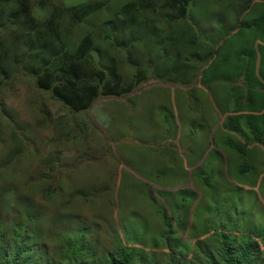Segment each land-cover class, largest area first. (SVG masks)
<instances>
[{
    "label": "trees",
    "instance_id": "obj_1",
    "mask_svg": "<svg viewBox=\"0 0 264 264\" xmlns=\"http://www.w3.org/2000/svg\"><path fill=\"white\" fill-rule=\"evenodd\" d=\"M114 1L120 4L118 10L102 21L99 0H0V91L19 76L29 77L28 81L46 92L50 100L66 108L71 118L89 110L102 97L131 95L149 80L170 81L171 77L158 73L157 66L164 68L174 52L182 59L185 52L178 47L185 42L180 38L189 39V48L211 42L186 32L180 36L172 32L176 21L179 27L183 23L191 25L187 15L189 7H195L194 0H106ZM219 3L221 6L213 7ZM207 6L202 11L209 15L207 21L195 22L193 26L206 34L212 31L219 41L229 34L217 30L240 32L242 20L249 14L256 15L246 23L257 30L251 35L242 34L241 38L249 39L256 54L248 49L239 52L235 76L220 78L264 81V0H207ZM231 11L236 13V19L228 15ZM211 17L220 22L209 21ZM210 22L212 27L207 26ZM160 26L165 34L160 32ZM126 28L131 30L127 33ZM206 34L204 37H208ZM131 38L147 51L129 43ZM158 47L165 50V55ZM196 51L199 56L195 60L201 63L200 56L207 50ZM216 53L212 50L209 56ZM154 54L161 57L156 61ZM147 57L153 60L151 65L145 64ZM208 69H202L201 80H210L205 76ZM257 87L259 92L256 88L248 91V104H240L243 96L236 98V92L229 96V104L227 100L225 103L228 113L220 121L224 130L239 137L235 143L243 146L233 148L241 154L243 165L254 159L252 149H247L250 143L251 148H264V87ZM236 88L233 90L239 91ZM0 113L5 114V109H0ZM257 119L262 120V127ZM47 122L44 115L39 123ZM241 123L246 124L249 135L242 131ZM3 124L0 118V128ZM28 126H10L6 137L9 143L0 160V264H264L262 217L256 224L253 217H235L230 207L226 212L192 221L189 207H177L179 190L168 192L174 210L166 201H154L152 213L158 221L153 229L135 214L126 220L119 216L113 219L107 217L112 207L105 185L99 190H93L91 185L84 186V190L70 189L72 196H66L68 191L53 175L61 173L59 167H63L58 151L46 156L43 169L32 172L34 177L29 176L31 171L21 173L22 178L18 179L9 175L13 160L33 158L36 152L32 139L26 135ZM60 132L64 143L77 138L72 127ZM227 164L229 172L228 159ZM248 165L245 168L252 166L250 162ZM81 205L95 213L84 216L79 210ZM52 209L55 211L51 217L48 213ZM106 211L108 215H104ZM55 228L58 231L54 232Z\"/></svg>",
    "mask_w": 264,
    "mask_h": 264
},
{
    "label": "rangeland",
    "instance_id": "obj_2",
    "mask_svg": "<svg viewBox=\"0 0 264 264\" xmlns=\"http://www.w3.org/2000/svg\"><path fill=\"white\" fill-rule=\"evenodd\" d=\"M193 2L195 7L191 5L187 15L191 25L183 23L179 27V21H176L172 32L174 35L178 32L179 36L186 32L211 42L189 48V39L180 38L185 42L178 47L185 52L182 59L179 60L174 52L164 68L157 66L158 73L171 77L170 81L149 80L141 83L131 95L102 97L89 110L71 118L66 108L50 100L46 92L28 81L29 77L19 76L1 90L0 109H5V114L0 113L4 121L0 128V160L5 155V145L9 143L6 137L10 126L27 123L26 135L32 139L31 144L36 149L31 159L24 156L13 160L9 175L18 179L22 178L21 173L31 171L29 176L34 177L32 172L43 169L46 156L58 151L63 167H59L61 173L53 175L61 180L64 191H68L66 196H72L70 189L84 190V186L91 185L93 190H99L101 186H107L112 207L107 217L116 219L119 216L126 220L135 214V217H143L153 229L158 221L152 213L154 201L158 204L166 201L169 209L173 208L168 192L180 190L177 207H189L192 221L196 217H212L221 211L226 212L231 207L235 217H253V222L259 223L260 217L264 218V148L250 151L254 159L249 162L255 168H245L249 162L245 161L246 165H243L241 154L233 148L243 146L235 143L239 137L224 130L220 124L228 113L226 100L229 96H243V102L248 104V91L256 88L259 92L257 86L263 85L261 80L246 82L239 78L234 82L220 78L235 76L239 52L248 49L256 54L251 49L252 44L247 42L249 39H241L242 34L251 35L257 30L246 23L256 15L249 14L242 20L243 25L238 27L240 32L230 33L223 28L217 30V33L229 34L219 41L212 31L206 34V31L195 27V22H206L209 17L202 13L209 8L207 0ZM99 3L103 7L102 21L116 13L120 6L116 1L108 3L99 0ZM217 6L221 3L213 5ZM236 13L231 11L228 15L236 19ZM209 21L216 22V18L211 17ZM207 26L212 27L213 23ZM130 30L125 29L127 33ZM147 30L153 31L150 27ZM159 30L165 34L163 26ZM205 34L208 37H204ZM133 39H129V43L146 50ZM167 42L170 44V40ZM134 46L132 49L137 52ZM161 47L158 48L165 55ZM202 48L207 51L200 56L201 63H197L195 57L199 56V52L196 50ZM212 50L213 53L217 50V53L209 56ZM112 54L116 57L117 50ZM160 57V54H154L152 58L157 61ZM246 57L243 56L247 63ZM146 62L151 65L153 60L147 57ZM249 64L252 65L253 61ZM205 66L209 67L205 72L210 79L208 82L205 78L201 80ZM44 115L48 118L46 125L39 123ZM259 123L262 124V120ZM69 127H72L73 134L77 133V138L64 143L60 130ZM241 129L249 135L246 124L241 123ZM227 159L230 162L229 172ZM234 209L237 210L234 212ZM79 210L87 217L95 213L86 205H81ZM54 211L52 209L48 215L52 217ZM104 213L108 215L107 211Z\"/></svg>",
    "mask_w": 264,
    "mask_h": 264
},
{
    "label": "crops",
    "instance_id": "obj_3",
    "mask_svg": "<svg viewBox=\"0 0 264 264\" xmlns=\"http://www.w3.org/2000/svg\"><path fill=\"white\" fill-rule=\"evenodd\" d=\"M262 45H264V44H262ZM262 56H263V55H262ZM262 82H263V87H264V81H262ZM247 87H248V86L246 85V88H247ZM229 102H230L229 99H227V103H228V104H229ZM240 104L243 105V104H245V102L242 101V102H240ZM231 108H232V107H231ZM254 148H262V147H260V146H256V145H255ZM254 148H251V149H254ZM249 150H250V148H249Z\"/></svg>",
    "mask_w": 264,
    "mask_h": 264
},
{
    "label": "clouds",
    "instance_id": "obj_4",
    "mask_svg": "<svg viewBox=\"0 0 264 264\" xmlns=\"http://www.w3.org/2000/svg\"><path fill=\"white\" fill-rule=\"evenodd\" d=\"M200 30H201V29H200ZM42 92H43V91H42ZM225 116H226V115H225ZM253 116H254V115H253ZM257 120H258V124L262 127V124L259 123V119H257Z\"/></svg>",
    "mask_w": 264,
    "mask_h": 264
}]
</instances>
